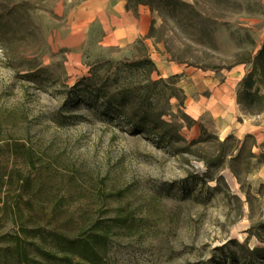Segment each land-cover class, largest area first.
Instances as JSON below:
<instances>
[{"label":"rangeland","instance_id":"rangeland-1","mask_svg":"<svg viewBox=\"0 0 264 264\" xmlns=\"http://www.w3.org/2000/svg\"><path fill=\"white\" fill-rule=\"evenodd\" d=\"M84 1L0 0V237L36 264H264V108L250 114L239 86L264 0H148L147 32L125 45L77 29ZM103 83L131 89L149 129L105 105ZM82 242L92 260L67 245Z\"/></svg>","mask_w":264,"mask_h":264},{"label":"trees","instance_id":"trees-1","mask_svg":"<svg viewBox=\"0 0 264 264\" xmlns=\"http://www.w3.org/2000/svg\"><path fill=\"white\" fill-rule=\"evenodd\" d=\"M138 4H143L148 7L150 6V2L148 0H128L129 6H136ZM141 63L148 64L151 70L154 67L153 63L149 59H144ZM242 63L252 64L253 66L252 70L245 77H243L239 83V86L241 87L240 91L243 97L242 99L246 101L245 107L250 114H258L264 108V97L258 94L257 88L254 91L250 90L255 84L264 85V41L262 43V47L256 52L253 58L245 60ZM125 65L131 66V64L128 63ZM231 68V66H214L205 69L219 72L223 69L229 70ZM91 81L92 79L90 78H83L74 88L88 93V88L91 86H95V84L93 85V82ZM98 90L100 92L99 98L102 99L105 105L115 103L116 107L120 110H127L128 108L129 110H131L130 113L132 114V116L137 119V122H133L132 125H144L145 127H147L146 129H149L147 121L151 120V116L146 111H141L140 107L136 106V97L133 95V91L131 89H123L122 86H117L116 92L110 94L108 90L104 88L103 83L100 88H98ZM8 147V151H10L9 153L11 155L23 156L28 161H30L31 156L29 154V151L21 152V149H23V145L21 146L19 144H10ZM259 163H264V151H262L259 155ZM1 179L2 176L0 175V186L2 185ZM24 203H27V201H25ZM0 214L4 219L11 215V211L9 212L7 210L6 203L1 197ZM21 229L22 230H20V232L24 230L23 228ZM257 236L261 240L264 239V224L259 225ZM6 238L7 236L0 237V264H36L30 258V250L28 247L30 243H27V245L21 244L18 235L11 236L9 240H7ZM82 243L83 245H80L79 243L77 245H75V243H67V245L68 248H70V251L80 255L86 260H92L94 257H96V253L94 252L93 248L85 242ZM251 254L261 258L264 261V245L261 248H253Z\"/></svg>","mask_w":264,"mask_h":264},{"label":"crops","instance_id":"crops-1","mask_svg":"<svg viewBox=\"0 0 264 264\" xmlns=\"http://www.w3.org/2000/svg\"><path fill=\"white\" fill-rule=\"evenodd\" d=\"M85 0L77 13V29L85 30L92 23L99 22L105 28L102 39L105 45H125L143 36L149 25L148 6H129L128 0Z\"/></svg>","mask_w":264,"mask_h":264}]
</instances>
